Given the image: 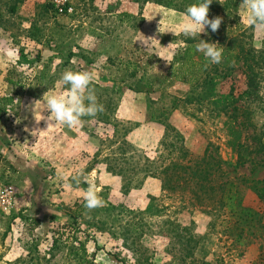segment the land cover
Here are the masks:
<instances>
[{
  "label": "rangeland",
  "instance_id": "obj_1",
  "mask_svg": "<svg viewBox=\"0 0 264 264\" xmlns=\"http://www.w3.org/2000/svg\"><path fill=\"white\" fill-rule=\"evenodd\" d=\"M219 1L220 18L232 12L231 29L260 48L264 30L247 23L243 0ZM66 4L72 10L60 13L55 0H0V264H264V238L231 236L218 203L220 183L233 180L240 204L261 205L249 186L264 179L261 155L239 148L253 127L231 115L236 103L263 132L264 73L254 94L237 99L248 86L238 64L210 102L171 74L189 38L185 11L150 0ZM65 70L93 72L104 105L75 129L47 120L44 94L67 88ZM179 145L221 160L215 191L164 186ZM81 169L105 202L91 212L87 184L70 179Z\"/></svg>",
  "mask_w": 264,
  "mask_h": 264
},
{
  "label": "trees",
  "instance_id": "obj_2",
  "mask_svg": "<svg viewBox=\"0 0 264 264\" xmlns=\"http://www.w3.org/2000/svg\"><path fill=\"white\" fill-rule=\"evenodd\" d=\"M150 1L180 11H185L187 6L198 2V0ZM221 12H223L222 2L212 0L208 15L220 17L219 14ZM232 16V12L229 11L226 14V18L224 20L221 19L219 29L216 32H211L209 36H200L195 39L188 38L187 45L176 56L171 68V74L175 79L195 85V89L201 90L200 97L209 99L213 103L215 100L212 97L217 89L219 80L236 70L238 64L241 65L243 73L246 75L248 86L240 93L237 99L254 94L264 73V43L258 48L246 41L243 36L244 33L239 34L235 29H231ZM199 39L210 43H218L219 46L224 47L223 60L220 64L210 63L202 53L195 50L194 46L199 42ZM223 107L229 109L227 103H224ZM234 109L236 113L231 116L236 121L241 118L239 124L243 128L253 127V135L250 142L240 143L239 148H250V152L260 154L262 165L264 166V130L263 132L259 131L256 124L253 123L250 111L242 109L241 112L239 107H236V103L234 104ZM174 148L180 152V156L163 166L161 173L164 175V186L175 191L179 188L184 189L188 183H192L189 186L192 192L195 190L196 192L207 194L210 190L215 191L216 185L213 184V175L222 170L221 160L207 153L196 159L192 157L190 151L183 145L174 146ZM239 151L240 159L243 160L244 154L240 149ZM242 162L244 163L245 161ZM182 178L184 179L181 181ZM243 181L244 183L248 182L246 179ZM249 186L258 196L261 203L258 207L239 203L236 183L233 180L222 181L219 187L221 191L218 203L229 214L230 229L228 233L237 237L238 241L249 236H261L264 238V179L252 181ZM257 225L260 226V230H257V232H260L259 235L254 231Z\"/></svg>",
  "mask_w": 264,
  "mask_h": 264
},
{
  "label": "clouds",
  "instance_id": "obj_3",
  "mask_svg": "<svg viewBox=\"0 0 264 264\" xmlns=\"http://www.w3.org/2000/svg\"><path fill=\"white\" fill-rule=\"evenodd\" d=\"M212 0H198L197 3L187 6L184 13V21L180 30L185 37L195 39L205 31L206 26L216 32L221 25V18L209 19V6ZM240 7L246 12L247 23L257 30H264V0H243ZM75 24V22H74ZM174 33V32H173ZM153 38L137 39L143 44L149 45ZM136 41V40H135ZM195 50L202 53L212 64H220L223 60L224 47L218 43H210L199 39L195 44ZM95 74L88 70L73 71L65 70L62 73L60 84L67 88L60 93L44 94L47 111L50 113L47 120L52 123L63 125L69 129H75L83 124V117L95 118L104 111V105L98 102L93 82ZM48 125V126H49ZM65 180L69 177H63ZM77 186L86 183L83 190L84 207L89 212L104 206V200L99 195L100 189L94 179V174H88L79 170L70 177Z\"/></svg>",
  "mask_w": 264,
  "mask_h": 264
},
{
  "label": "built area",
  "instance_id": "obj_4",
  "mask_svg": "<svg viewBox=\"0 0 264 264\" xmlns=\"http://www.w3.org/2000/svg\"><path fill=\"white\" fill-rule=\"evenodd\" d=\"M55 1H56L57 10L60 13H65L72 10V8L68 7V5L66 4V0H55Z\"/></svg>",
  "mask_w": 264,
  "mask_h": 264
}]
</instances>
